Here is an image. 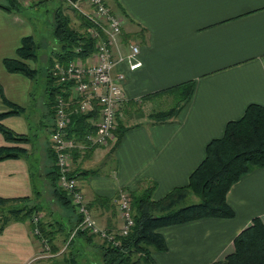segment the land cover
Listing matches in <instances>:
<instances>
[{"label":"crops","instance_id":"crops-1","mask_svg":"<svg viewBox=\"0 0 264 264\" xmlns=\"http://www.w3.org/2000/svg\"><path fill=\"white\" fill-rule=\"evenodd\" d=\"M32 3L41 4V0ZM106 3L124 21L115 52L128 54L131 42L140 47V68L131 71L121 61L113 70L115 77L125 75L121 84L130 102H124V108L131 110L140 99L149 103L165 100L168 95L144 97L186 81L194 83L190 100L175 118L155 122L147 120L149 113L138 110L135 123L117 145L86 148L78 143L72 150V173L96 225L114 232L121 226L117 203L121 190L138 193L153 186L152 199L158 201L187 185L204 159L206 145L223 135L226 124L239 119L251 103L264 106V0ZM28 27L22 13L0 8V84L10 103L25 110L26 105L9 94L6 82L12 85L22 77L29 78L8 72L3 60L16 57L21 40L30 36ZM43 114L46 111L38 121ZM8 118L24 120V113L8 116L2 123L15 133L29 134L30 142L9 143L0 133V148L19 145L26 150L18 157L0 160V264H71L68 258L76 264H101L99 247L105 242L100 237L89 241L78 232L71 247L61 252L67 233L71 236L78 223V214L55 193L54 160L46 136L40 137L34 130L28 133L23 125L22 131L16 130L4 121ZM102 162L109 165L106 172L95 169ZM227 202L235 213L233 218H204L162 228L167 249L153 250L154 261L213 264L232 253L234 238L253 219L264 221V168H256L236 182L227 193ZM32 208L34 214L40 212L52 240L51 256H46L32 234L28 214ZM76 245L88 247L87 252L76 251Z\"/></svg>","mask_w":264,"mask_h":264},{"label":"trees","instance_id":"trees-1","mask_svg":"<svg viewBox=\"0 0 264 264\" xmlns=\"http://www.w3.org/2000/svg\"><path fill=\"white\" fill-rule=\"evenodd\" d=\"M41 1L42 3L48 2ZM58 1L60 3L68 2V0ZM68 4V8L75 11L79 23L74 26L72 17L63 5L54 10V36L59 48L53 50L49 57L46 89L48 99L45 104L49 122L54 117L57 96L62 94L66 100L71 101L72 95V81H58L53 76L52 70L55 63L67 66L76 59L88 60L97 49V38L93 37L90 31L92 22L76 11L69 2ZM0 8L16 13H21L23 9L16 0H6L5 3L0 4ZM37 49V42L32 35L24 37L16 50V57L3 60L5 69L10 73L23 74L30 80H34L38 69L31 65V62L37 61ZM193 90V81H186L146 95L145 99L164 95L172 96L175 99L174 105L169 110L153 112L149 116L155 122H164L175 118L190 100ZM138 101L136 102L139 104ZM70 107L72 110L74 109V105ZM24 111L25 108L10 103L0 84V133L6 142H30L29 134L15 133L2 123V119L12 115H22ZM98 117L97 106L87 113H73L67 126L66 136L80 144L89 146L87 138L95 133L94 122L98 120ZM129 126L125 125L118 116L114 130V135H116L114 146L120 142ZM44 127L48 139L52 125L49 123ZM25 151L19 145L3 146L0 148V160L18 157ZM50 152L54 160L52 181L55 193L61 201L72 206L66 192L57 187L56 156L51 147ZM256 168H264V106L251 103L239 119L231 120L226 124L221 137L212 139L206 145L204 159L190 175L187 185L173 189L158 201L152 199L153 186L147 187L139 193L128 191L131 198L134 226L127 236L118 237L120 240L118 246L106 243V241L100 245L101 264H157L152 257V251H166L167 249L166 241L160 233L162 228L204 218H233L235 213L227 202V193L244 175ZM71 174L73 175V173ZM191 195L197 196L198 200L185 205L184 203ZM34 212H36L35 209H29L30 219ZM39 227L42 236L50 244L52 240L42 221H40ZM79 235L85 236L89 241L96 237L81 231ZM69 236L70 234L67 233L65 239L67 248L71 247L73 241V239L69 240ZM233 244V252L213 264H264V221L259 217L253 219L252 224L234 238ZM68 261H71V264H76L73 259L68 258Z\"/></svg>","mask_w":264,"mask_h":264},{"label":"built area","instance_id":"built-area-1","mask_svg":"<svg viewBox=\"0 0 264 264\" xmlns=\"http://www.w3.org/2000/svg\"><path fill=\"white\" fill-rule=\"evenodd\" d=\"M16 1L23 3L27 0ZM69 3L92 22L90 31L91 35L97 38V49L88 60L76 59L67 66L55 63L52 71L58 81H72L73 83L71 101L59 94L56 98L54 117L50 121L52 128L48 142L56 156L57 187L66 192L79 217L69 240L81 231L96 235L106 243L118 246L120 244L118 237L127 236L134 226L130 194L126 190H121L117 196L121 220L120 228L114 232L100 229L95 223V218L78 179L71 174L72 150L78 146V142L73 138H68L66 130L73 113H87L97 106L99 117L96 131L88 136L87 144L89 146L84 145V147L108 146L110 141L116 139L114 130L119 109L127 101V98L121 84L125 75L121 73L115 77L113 70L121 61H125L130 70L140 68L142 66V61L138 58L140 48L136 44L129 43L128 54L123 55L119 51L115 52L114 49L117 47L122 33L123 20L111 10L106 0H79ZM82 4L88 7L90 12L82 9ZM71 105H74L73 110ZM30 221L33 225L32 234L38 238L39 244L45 249V254H48L46 253L50 251L48 240L42 236L39 227L41 215L34 214Z\"/></svg>","mask_w":264,"mask_h":264},{"label":"rangeland","instance_id":"rangeland-1","mask_svg":"<svg viewBox=\"0 0 264 264\" xmlns=\"http://www.w3.org/2000/svg\"><path fill=\"white\" fill-rule=\"evenodd\" d=\"M47 3L44 2L41 4L38 3L36 5H32L31 1H25L23 3H20L22 7H28L23 8L21 10V13L24 15V17L27 20L29 33L32 35L38 45L37 49V61L31 62V65L35 66V68L38 69V73L34 80H29L25 77H22L20 81H15L12 85L10 81L6 82V85L8 87L9 94L14 98L15 100L19 101L21 104L26 105V110L24 112V120H11V118H8L4 121H8L10 125L14 126L16 130L22 131V125L28 129V133L32 132V130L36 131L40 137L47 136L45 127L43 125L49 124V121L47 120V107L45 104H47L48 95L46 92L47 86H48V80H47V72L49 67V57L53 50H57L59 48L58 42L55 39L54 36V10L60 6L63 5L65 9L67 8V12L72 17V22L74 26H77L79 21L77 17L75 16V11L71 8H68V2L60 3L58 0H46ZM6 2V0H0V3L3 4ZM82 9L87 10L90 12V9L86 7L84 4H82ZM78 11V9H76ZM80 12V11H78ZM122 19V18H121ZM124 24V21L122 22ZM121 36V35H120ZM131 44H135L134 42H131ZM137 45V44H136ZM140 48V47H139ZM140 50V49H139ZM130 51V48H129ZM140 54V52H139ZM126 55V54H125ZM139 58V57H138ZM129 67V65H128ZM130 70V69H129ZM53 71V70H52ZM135 71V70H131ZM124 80V79H123ZM122 80V81H123ZM121 81V83H122ZM27 87L26 90L24 87ZM142 100H139V104H136L135 106H130L128 109L127 107L124 108V106L120 107L118 116L121 118V120L125 123V125H133L135 123V113L138 110H141L142 112H146L149 114H152L151 109H170L174 103L175 99L172 96H167L165 100L149 103V102H141ZM129 102L128 100L126 101ZM125 102V103H126ZM49 110V108H48ZM44 111H46V114H43V116L40 117V121L42 120V123H40L39 117ZM129 112V113H128ZM151 112V113H150ZM43 118V119H42ZM16 119V118H15ZM3 120V119H2ZM144 120V119H142ZM141 120V121H142ZM147 120H152L151 117H148ZM19 121V122H18ZM140 121V120H139ZM51 123V122H50ZM4 124V123H3ZM116 137V135H114ZM116 140L110 141L108 145H114ZM95 169H97L98 172L103 171L106 172V170L109 169V165L107 167L106 163L102 162L95 166ZM80 184V183H79ZM139 193V192H138ZM197 196H189L184 203L185 205L190 204L191 202L197 201ZM7 207V205H5ZM9 207V206H8ZM37 214V213H36ZM40 214V213H38ZM75 227L73 228V230ZM72 230V232H73ZM71 232V233H72ZM35 236V235H34ZM96 236V235H95ZM99 238L98 236H96ZM102 239V238H100ZM103 240V239H102ZM49 245V252L47 255L51 256L54 254L51 251V246ZM43 247V246H42ZM76 251H80L82 253H86L88 250L87 248H81L79 246H74ZM45 253V249H42ZM66 251V246L63 247L61 252ZM59 254V253H57ZM90 254L94 255L93 252L90 251ZM67 255V254H66ZM61 263V262H60Z\"/></svg>","mask_w":264,"mask_h":264},{"label":"water","instance_id":"water-1","mask_svg":"<svg viewBox=\"0 0 264 264\" xmlns=\"http://www.w3.org/2000/svg\"><path fill=\"white\" fill-rule=\"evenodd\" d=\"M70 2H77V1H79V0H69Z\"/></svg>","mask_w":264,"mask_h":264}]
</instances>
